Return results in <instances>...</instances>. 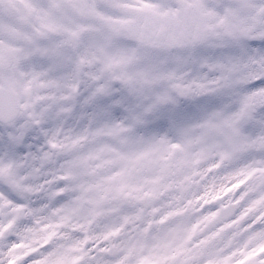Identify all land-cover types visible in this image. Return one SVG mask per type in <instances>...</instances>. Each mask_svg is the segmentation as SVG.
I'll use <instances>...</instances> for the list:
<instances>
[{
    "label": "snow or ice",
    "instance_id": "6c2138e0",
    "mask_svg": "<svg viewBox=\"0 0 264 264\" xmlns=\"http://www.w3.org/2000/svg\"><path fill=\"white\" fill-rule=\"evenodd\" d=\"M0 264H264V0H0Z\"/></svg>",
    "mask_w": 264,
    "mask_h": 264
}]
</instances>
